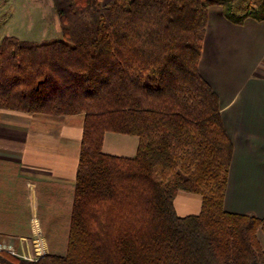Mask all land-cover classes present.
Masks as SVG:
<instances>
[{
	"label": "trees",
	"instance_id": "obj_1",
	"mask_svg": "<svg viewBox=\"0 0 264 264\" xmlns=\"http://www.w3.org/2000/svg\"><path fill=\"white\" fill-rule=\"evenodd\" d=\"M51 0L62 37L0 41V107L84 113L67 248L0 264H264V218L225 210L233 144L199 70L208 8L264 0ZM137 135L134 156L102 150ZM200 212L179 215L178 191Z\"/></svg>",
	"mask_w": 264,
	"mask_h": 264
},
{
	"label": "crops",
	"instance_id": "obj_2",
	"mask_svg": "<svg viewBox=\"0 0 264 264\" xmlns=\"http://www.w3.org/2000/svg\"><path fill=\"white\" fill-rule=\"evenodd\" d=\"M199 70L218 95L233 144L224 208L264 218V19L247 15L238 23L221 5L209 6ZM83 123L82 112L0 107V242L19 257L66 252ZM138 143L137 135L106 132L102 150L134 156ZM201 203L194 192L174 198L182 216L199 213Z\"/></svg>",
	"mask_w": 264,
	"mask_h": 264
},
{
	"label": "rangeland",
	"instance_id": "obj_3",
	"mask_svg": "<svg viewBox=\"0 0 264 264\" xmlns=\"http://www.w3.org/2000/svg\"><path fill=\"white\" fill-rule=\"evenodd\" d=\"M247 2L254 4V0L235 1L234 11L246 10ZM5 35L35 42L61 38V24L51 0H0V40Z\"/></svg>",
	"mask_w": 264,
	"mask_h": 264
},
{
	"label": "built area",
	"instance_id": "obj_4",
	"mask_svg": "<svg viewBox=\"0 0 264 264\" xmlns=\"http://www.w3.org/2000/svg\"><path fill=\"white\" fill-rule=\"evenodd\" d=\"M0 252H7V253H10L12 255H17L14 246L10 243H5V242H0ZM26 258H28V257H26Z\"/></svg>",
	"mask_w": 264,
	"mask_h": 264
}]
</instances>
